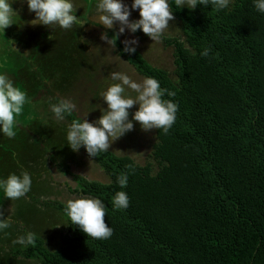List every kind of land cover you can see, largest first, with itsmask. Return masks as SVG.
<instances>
[{"label":"trees","instance_id":"16d2710c","mask_svg":"<svg viewBox=\"0 0 264 264\" xmlns=\"http://www.w3.org/2000/svg\"><path fill=\"white\" fill-rule=\"evenodd\" d=\"M170 6L184 41H161L173 52L178 83L138 51L120 55L135 72L175 93L163 97L177 104L175 122L166 133L154 129L157 171L110 151L94 158L84 151L107 182L85 180L62 166L79 182L68 191L103 201L111 237H86L68 221L57 250L35 236L13 256L39 264H264V14L252 0H234L222 11L211 5L178 9L174 0ZM121 47L117 38L115 53ZM205 49L208 55L201 56ZM43 95L57 98L44 87L34 99ZM77 118L73 112L64 120ZM121 172L128 173L123 189L116 184ZM116 191L127 193V209L113 211ZM28 199L63 213L60 203Z\"/></svg>","mask_w":264,"mask_h":264},{"label":"rangeland","instance_id":"374dc122","mask_svg":"<svg viewBox=\"0 0 264 264\" xmlns=\"http://www.w3.org/2000/svg\"><path fill=\"white\" fill-rule=\"evenodd\" d=\"M86 2L91 4V0H74V3L79 6L75 15L78 18L81 16L85 24L79 27L74 26L69 30H61L41 25L30 26L28 21L33 19V14L27 10L24 0H11V7L18 21L4 29L3 33L0 32V71H7L9 78L14 79V82L22 89L24 86L23 90L27 97L33 99V102L29 101L25 110L35 107L37 112L33 115L31 110L29 114L23 111L19 118H32L31 124L34 123V125H30L31 131H28L40 141L39 143L44 148V150L39 149L38 145L31 140L32 138L29 139V135L25 132L29 129L28 127L24 128L25 131L23 130L25 136L8 139L0 135V176L18 173L20 170L26 171L32 179L30 191L26 194L28 197H36L40 201L57 202L62 205L66 199L80 197L69 193L68 190L79 188V182L69 174H65L62 166H67L72 175L89 181L105 183L107 177L96 162L85 158L82 147L73 152L66 145L64 128H61L54 119L48 118L47 115L48 103L55 101L43 95L42 97L49 98L37 103V99H34L36 93L47 87L49 92L57 98L68 95L67 98H71L77 104V114L81 118L87 114L86 119L92 122L98 119L99 108L105 107L100 93L111 82L110 74L113 70L109 67L110 65L114 67V71L127 72L138 81L144 78L135 72L134 68L122 57L120 59L125 61L123 65L117 62L110 63L106 59L105 55L109 58L115 56V50L105 53L106 45L99 39L103 29L94 24V16H90L91 19L88 17L90 13H94V10L89 5L85 7L83 4ZM123 2L130 4V0H123ZM232 5L233 3L230 8ZM137 18V12H131L129 19ZM84 27L87 28L89 37L95 38L97 42L95 45H92L91 40L83 38L81 30ZM169 28L162 37L178 38L181 42L184 41L175 21H169ZM113 30H115V25ZM134 36L138 41L136 51L149 64L166 70L174 83L176 79L172 75L174 67L171 48L166 47L161 40L152 42L139 30ZM126 38H131L127 31L123 36L118 37L120 41ZM96 48L99 49L103 62L93 57L97 53ZM10 52H13V56ZM101 73L104 75H98ZM39 83L42 86L41 90H33L34 86ZM29 88L33 89L28 92ZM31 92L32 94L29 95ZM132 95L135 94L132 93ZM135 107L134 105L129 110V119ZM40 112L44 116L39 122ZM2 141L10 149H4ZM153 143L154 129L143 131L134 122L133 129L114 140L109 149L118 156L129 157L138 165L149 164L151 172L155 173L159 166L151 159ZM12 154H15V158ZM28 197L10 201L0 193V213L5 218L7 216L11 218L10 227L0 232V264H39L38 260H26L12 255L13 251L25 248L14 244L13 241L26 231H31L36 237L41 238L44 246L50 251L61 247L62 236L69 227L68 219L59 210L41 207L29 201Z\"/></svg>","mask_w":264,"mask_h":264},{"label":"clouds","instance_id":"9594fccd","mask_svg":"<svg viewBox=\"0 0 264 264\" xmlns=\"http://www.w3.org/2000/svg\"><path fill=\"white\" fill-rule=\"evenodd\" d=\"M27 10L33 14L28 21L30 26H48L61 30H69L74 26L85 24L75 13L79 7L74 0H24ZM233 0H174L176 8L194 10L198 5H211L213 11L230 10ZM256 12L264 14V0H252ZM91 9L94 10V24L103 29L99 39L106 45L105 53L115 50V42L125 32L129 37L120 41L122 47L115 56L106 59L123 65L120 59L122 53L132 55L138 46L134 34L139 30L152 42H158L170 29L169 21L173 19L170 0H91ZM137 12L138 18L130 20L131 12ZM18 17L11 7V0H0V32L10 25L16 24ZM115 25V31L113 27ZM111 33V35H109ZM27 55V53H25ZM208 55V49L200 53ZM7 71H0V135L11 139L15 137L17 125L29 98L25 90L14 79L9 78ZM111 82L100 93L105 107L99 108L100 115L95 121L89 122L86 115L73 119L66 127V145L73 151L81 147L87 156L94 158L98 153L109 149L112 142L133 129L134 122L143 131L158 129L167 132L176 118L177 104L172 99H163L165 94L173 97L174 92L160 87L159 81L153 77L134 79L127 72L114 71L110 74ZM178 83V81H174ZM132 93L135 95L133 96ZM131 112L129 119V110ZM77 104L71 98H56L55 102L48 103V111L56 122H62L65 116L75 112ZM15 158V154H12ZM131 167V166H128ZM102 171V169H101ZM69 184L70 181L66 180ZM128 173L121 172L116 176L119 188L126 187ZM32 184L28 172L20 170L18 173H9L0 176V193L4 198L15 201L26 196ZM128 196L124 191H116L111 204L113 211L125 210L128 207ZM63 214L70 224L74 225L86 237L97 240H106L111 237L112 229L104 222L105 204L101 199L88 196L66 199L63 203ZM68 223V224H69ZM11 218L0 213V232L8 229ZM35 234L26 231L13 241L22 247L31 246L35 242Z\"/></svg>","mask_w":264,"mask_h":264},{"label":"crops","instance_id":"0c3cea01","mask_svg":"<svg viewBox=\"0 0 264 264\" xmlns=\"http://www.w3.org/2000/svg\"><path fill=\"white\" fill-rule=\"evenodd\" d=\"M85 7H89V6H91V4L89 3H84L83 4ZM89 5V6H88ZM88 12H89V9H88ZM90 16H94V14H90V15H88V17L91 19V17ZM88 18V19H89ZM93 19V18H92ZM173 21H175L174 19H172ZM94 21V20H93ZM177 24H178V22L177 21H175ZM178 26H179V24H178ZM86 27H84L82 30H81V32H83V38L84 39H88V40H91L90 42L91 43H93L92 45H95V43H97L96 42V40H95V38L94 37H89V35H88V33H87V28L85 29ZM87 33V34H86ZM97 50H96V54H94V58H96V59H99V61L101 62H103V58H102V55H101V53H100V51H99V49L98 48H96ZM147 61V60H146ZM148 62V61H147ZM110 68H111V70H113V72H114V67L113 66H109ZM105 70H107V69H105ZM98 75H100V76H103L104 74L103 73H101V74H98ZM97 75V76H98ZM41 88H42V86H40V83L39 84H37V85H35L34 86V89L33 88H29V89H27V91L28 92H30L31 91V89H33V90H41ZM23 89H25V87L23 86ZM72 89H73V86H72ZM30 94H32V92L31 93H29V95ZM68 96V95H67ZM67 96H63V98H67ZM73 96H75V95H73ZM29 98V97H28ZM47 98H49V97H40L39 99H37V103H39V102H41V101H44V100H46ZM69 98V97H68ZM50 99V98H49ZM29 101H32L33 102V99H31V98H29ZM27 107V105H25V107H24V109L22 110V112L24 111V112H26V114H29V112H30V110H31V112H32V114L34 115L37 111H35V107H32L31 109H26L25 110V108ZM42 108V107H41ZM43 109V108H42ZM75 112H76V110H75ZM48 118H52V115H51V113L50 112H48ZM76 115L79 117V118H81V116L79 115V114H77V112H76ZM43 116H44V114L42 113V112H40L39 113V119H38V121L40 122L42 119H43ZM32 119V118H31ZM31 119H22V117L21 118H19V117H17V120L19 121V123H18V125H17V132H16V135L15 136H17V138H18V136H25L24 134V128H29V126L30 125H34V123H32L31 124ZM53 119V118H52ZM34 120V119H33ZM57 124L58 125H60L61 126V128H64V131L66 132V127H67V125H68V123L64 120V121H62V122H57ZM24 130V131H23ZM28 130H30V128L29 129H27V131ZM31 131V130H30ZM27 134V133H26ZM28 136V135H27ZM59 136V135H58ZM29 137V139H30V137L32 138V136H28ZM60 139V137L58 138V140ZM32 140V139H31ZM2 143H3V141H2ZM4 144V143H3ZM3 148L4 149H10V147H8V146H5V144L3 145ZM111 153H113L114 154V152H113V150H111V149H108ZM107 150V151H108ZM87 160H91V159H89L87 156L85 157ZM89 181V180H88Z\"/></svg>","mask_w":264,"mask_h":264}]
</instances>
